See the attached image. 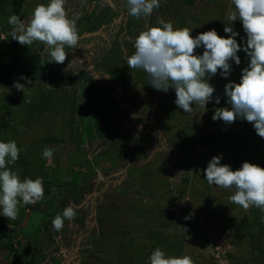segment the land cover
Instances as JSON below:
<instances>
[{
	"label": "crops",
	"instance_id": "crops-1",
	"mask_svg": "<svg viewBox=\"0 0 264 264\" xmlns=\"http://www.w3.org/2000/svg\"><path fill=\"white\" fill-rule=\"evenodd\" d=\"M47 2L27 0L22 9L26 22L36 4ZM199 3L197 0H160V7L151 16L136 19L128 14L126 0H67L70 15L80 17L77 21L80 39L77 48L65 49L67 56L63 64L47 62L42 44L27 46L10 37L0 38V140L14 139L23 149L19 161L12 166L22 178L39 176L44 182V198L35 204H21L15 220L0 214V264H25L19 263L23 260L28 264H82L79 252H87L82 241L92 231L98 234V239L101 234L108 236L102 231L120 219L118 214L126 203L125 192L138 194L139 188L130 190L131 186H121L128 174L130 180L133 178L144 182L145 188H152L151 192L160 189L158 185L176 187L188 181L194 186V165L203 171L213 156L229 159L232 146H226L227 142L232 144L234 139L243 138L250 145L245 151L247 162L264 167L262 138L252 123L247 122L243 129L237 118L231 124L222 121L217 127L212 119L214 97L219 96L220 102L226 103L225 84L238 83L242 62L249 60L243 50L237 53L240 61L243 60L239 65L230 61L231 71L223 77V84L218 83L216 75L209 80L215 91L205 109L192 105L190 114L175 104L174 89L156 90L148 84L145 71L128 68L126 57L134 51L135 37L140 30L156 24L158 17L172 18L182 24L190 16L192 23L186 26L195 29L204 25L199 32L191 31L193 37L210 29L221 36L229 35L224 27L228 12L234 8L231 0H204V7L197 15ZM118 12L123 15L118 17ZM12 14L11 0H0V29L8 24ZM233 26L239 33L235 39L244 44L246 34L240 32L241 21L232 22ZM202 52V46L196 50V54ZM217 75L222 78L219 70ZM16 82L24 86L23 90L14 87ZM169 107L178 108V114L182 115L183 111L184 115H177L178 122L167 133L164 124L156 120L157 115L164 117ZM143 115L155 125L150 129L141 128L139 132L144 134L133 145L132 131L138 129V119ZM45 146L53 150L51 161L42 158ZM241 164L231 168L236 170ZM138 169L142 170V177L137 175ZM201 179L205 187L215 186L209 185L204 176ZM230 192L227 189V204ZM118 195L123 197L119 204L114 197ZM199 201L205 205L202 216L206 222L210 219L214 223L204 232L206 236L222 230L230 233L231 228L221 224L224 220L236 219L240 224L236 233L244 236L241 243H248V253L254 260L249 263L264 264V212L256 207L244 210L233 204L227 210L220 208L222 216H215L219 206L209 207L211 199L206 196ZM67 205L76 209V217L66 220L61 231H54L52 220ZM124 210L132 211L127 207ZM187 216L185 210L179 219ZM121 229L122 226L120 232ZM178 234L174 238L181 240L182 233ZM31 235L37 236L36 242ZM142 235L148 233L143 231ZM227 239L239 243L230 235ZM95 241L100 249V243Z\"/></svg>",
	"mask_w": 264,
	"mask_h": 264
},
{
	"label": "clouds",
	"instance_id": "clouds-1",
	"mask_svg": "<svg viewBox=\"0 0 264 264\" xmlns=\"http://www.w3.org/2000/svg\"><path fill=\"white\" fill-rule=\"evenodd\" d=\"M66 3L67 0L38 3L27 22L17 14L10 15L7 23L12 26L11 38L21 45L42 44L47 62L63 64L67 56L65 49L77 48L80 39L77 27L80 17L70 15ZM231 4L234 8L228 12L224 32L229 35L226 37L215 29L193 37V28L174 25L172 21L158 17L156 24L138 32L134 51L126 57L127 65L130 69L145 71L148 84L154 89L164 92L174 89L175 104L190 114L192 105L198 104L205 109L215 91L209 80L218 70L221 77L226 78L231 71L230 61L239 65L237 53L243 50L249 60L241 70L239 82L229 81L224 86L226 103L230 107L216 108L212 119L226 124L237 118L246 120L252 123L256 134L264 138V0H231ZM126 5L128 14L140 19L151 16L153 10L160 7V0H126ZM237 19L246 34L244 44H238L235 39L239 33L232 27V22ZM201 46L202 54H196ZM14 87L23 90L24 86L16 82ZM215 103H220L219 96L215 97ZM22 151L14 139L0 140V214L8 220L17 218L21 204H35L44 198L41 177L22 178L12 167L19 161ZM52 156L51 147L45 146L42 158L51 161ZM220 161V156H213L203 170L207 183L233 190L229 201L244 210L256 207L264 212V167L244 161L240 168L233 170ZM75 217L76 209L72 205L65 206L53 218V230L61 231L65 221ZM148 264H195V261L191 255H168L156 247L148 257Z\"/></svg>",
	"mask_w": 264,
	"mask_h": 264
},
{
	"label": "rangeland",
	"instance_id": "rangeland-1",
	"mask_svg": "<svg viewBox=\"0 0 264 264\" xmlns=\"http://www.w3.org/2000/svg\"><path fill=\"white\" fill-rule=\"evenodd\" d=\"M27 0L22 1V7L20 8L19 12L16 14L26 22L25 15L23 13V5L26 4ZM187 1V0H186ZM200 2L197 5V15L199 12V9L202 11L201 7H204V0H197ZM12 3V2H11ZM121 12V11H120ZM118 12L117 16H122ZM14 14V13H13ZM118 16V17H119ZM192 16V15H191ZM190 19V16H186ZM210 18H212L210 16ZM184 19L181 23H176L173 21L172 18H167L166 21H172L174 25L180 24V26L189 25L192 23L191 20ZM204 27L203 24L199 25L195 29H193V32H199ZM235 26H233L234 28ZM11 31L12 26L6 24L1 27L0 29V38L5 39L7 37L11 38ZM241 33L243 31V27H241ZM244 36V34H243ZM13 39V38H12ZM246 40V38H244ZM16 43H19L15 39H13ZM20 44V43H19ZM238 44H241L238 42ZM203 48V46H202ZM243 60H241L242 62ZM248 64L247 62H242L241 66L242 68L246 67ZM217 78L220 80L218 83L223 84V77L220 79V77L216 74ZM219 84V85H220ZM218 85V86H219ZM151 94H154V92L147 88ZM145 89V88H144ZM227 99V97H225ZM222 98H220V101ZM198 105V104H197ZM198 107V106H197ZM221 107H230L227 103L220 102L219 104L215 103V97L213 99L212 104V110L214 113V110L216 108ZM179 111L178 108L169 107L166 111V115L163 117L161 115H157L158 119H154L161 124H164L165 132H171V127L175 125L174 122L177 118H179L177 115ZM183 116V111L181 113ZM150 115V114H149ZM154 118V117H152ZM165 118V119H164ZM237 120V119H236ZM235 120V121H236ZM240 125L245 129L246 124L248 121L240 119ZM146 121V122H145ZM215 125L217 127H220L222 124V120H214ZM234 121V122H235ZM180 122V121H179ZM138 129L135 131H132L133 135V141L132 144H135V140L143 135L139 132L141 128L143 129H150L153 128V125L150 121H148L147 117L143 115L142 118L138 119ZM156 127V126H154ZM136 129V128H135ZM135 141V142H134ZM215 142H219V139H214ZM122 142V141H121ZM261 142V150L264 151V138L260 140ZM123 145V144H122ZM232 146L231 148V156L229 159H221L220 162H223V164H228L230 167H233L236 163H242L246 160V153L248 145L246 138L243 139H234L233 143L230 144L227 142L226 146ZM128 147V142H127ZM245 158V159H244ZM192 167V166H191ZM133 172L131 171V174ZM200 173L198 176L197 174ZM135 175V174H133ZM137 175L139 177H142V170L138 169ZM204 174L203 171H200L199 169L195 168V165L193 167V180L192 183H194V186H190L189 182L187 181V184H176V187H171L169 185L167 188H163L161 186L160 189L154 190V192H151L152 188H145L147 187L144 182L133 180V178H128V176L125 177V180L121 183V186L127 185L131 186L130 190L133 189L137 190L138 194H132L130 192H125L124 198L126 200V203H124V206H120L123 210L118 214L119 218L116 220V224H110L109 226H105L104 231L102 233H107V235H99L95 231H92L91 234L88 235L87 239H84L82 243L84 244L85 252L84 250L79 252V258L81 259L82 264H148V257L151 253V251L154 248H146V245H149V239L156 236L158 237V234L154 233H161V237L157 239L160 243L159 247L164 250L168 255H181V254H188L191 255L193 260L195 261V264H242V262H245L246 264H250L249 262H254V260L251 258V256L248 253L249 245L245 242V244H242L241 242L244 240V236L237 232V227L240 225L237 223L236 219L231 220H224V222L221 224V226L231 228L229 230L230 233H227L226 230L219 231L218 233L214 234L213 232L211 235H205L206 230H210L211 226L214 225V223L209 219L206 220L202 216L204 212V203H201L199 200L202 196H206L211 199V202L208 203V206L213 208H216L218 211L215 216H222L221 209L223 207H226L225 209H230L231 206H233L234 203H228L226 202V195L227 189L220 188L217 186H211V187H205L203 178ZM197 183H200L201 186H198ZM120 184V183H119ZM232 191L229 193L232 194ZM123 192V191H122ZM120 192V194H122ZM140 195V197H139ZM117 199V204L120 203V200L123 198L122 195L118 197L114 196ZM139 197V198H138ZM134 204L132 203L133 200H135ZM196 199V200H194ZM189 200L193 202H189ZM148 206V207H146ZM202 206V207H201ZM230 206V207H229ZM130 208L132 211H126L124 208ZM188 208H191V212L188 213ZM186 210L187 219H179L182 215V212ZM201 210V212L196 211ZM223 214V213H222ZM178 216V217H175ZM236 217V214H232ZM182 220V221H181ZM230 221V223H229ZM220 222V220L218 221ZM217 224H220L218 223ZM166 223V225H164ZM235 225V227L233 226ZM122 226V231L120 232V227ZM207 226V227H205ZM213 230V229H212ZM146 231L148 235L144 236L142 235V232ZM228 231V230H227ZM30 232L34 233L32 229H30ZM181 235V240L176 239L174 243L169 245L168 241H164V238H172L176 237L179 234ZM220 233V234H219ZM230 236L233 237V239L239 240V243H233L227 238ZM37 236L31 235V239H33L34 242H36ZM206 239V241L204 239ZM146 238L145 240H143ZM226 239V240H225ZM101 244H99L100 249L97 246V241ZM181 241V245L177 244ZM146 241V242H145ZM157 241V242H158ZM148 242V244H146ZM156 242V243H157ZM168 243V244H167ZM82 244V245H83ZM107 244V246H106ZM163 244V245H162ZM169 245V246H168ZM165 246H168L165 247ZM142 247V248H141ZM235 248V249H233ZM237 248V249H236ZM96 250V254L95 253ZM239 252V254H238ZM250 252V251H249ZM143 253V254H142ZM264 253V250L262 251ZM142 255V256H141ZM141 257V258H140ZM238 261V262H237ZM25 262V264H28V261H19V263Z\"/></svg>",
	"mask_w": 264,
	"mask_h": 264
},
{
	"label": "trees",
	"instance_id": "trees-1",
	"mask_svg": "<svg viewBox=\"0 0 264 264\" xmlns=\"http://www.w3.org/2000/svg\"><path fill=\"white\" fill-rule=\"evenodd\" d=\"M22 1L23 0H11L12 2V8H13V13L16 14L17 12H19L20 8L22 7ZM182 221V220H181ZM164 225H166V223H164ZM155 234H158V237L154 236L151 239H149V245H146V248H154L157 247V245L159 246L160 243L157 239H159V237H161V233L157 232ZM158 241V242H157ZM164 241H168L169 245L174 243V241H176V239L174 237L172 238H164ZM157 242V243H156ZM148 244V242L146 243ZM168 244V243H167ZM142 248V247H141ZM143 254V253H142ZM142 256V255H141ZM141 258V257H140Z\"/></svg>",
	"mask_w": 264,
	"mask_h": 264
},
{
	"label": "flooded vegetation",
	"instance_id": "flooded-vegetation-1",
	"mask_svg": "<svg viewBox=\"0 0 264 264\" xmlns=\"http://www.w3.org/2000/svg\"><path fill=\"white\" fill-rule=\"evenodd\" d=\"M186 26V25H185Z\"/></svg>",
	"mask_w": 264,
	"mask_h": 264
}]
</instances>
